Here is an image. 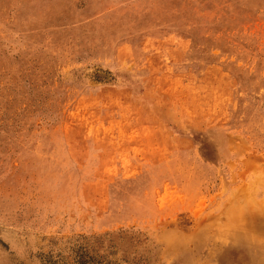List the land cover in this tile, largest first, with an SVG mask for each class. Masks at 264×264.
<instances>
[{
    "label": "rangeland",
    "instance_id": "374dc122",
    "mask_svg": "<svg viewBox=\"0 0 264 264\" xmlns=\"http://www.w3.org/2000/svg\"><path fill=\"white\" fill-rule=\"evenodd\" d=\"M0 264H264V0H0Z\"/></svg>",
    "mask_w": 264,
    "mask_h": 264
}]
</instances>
